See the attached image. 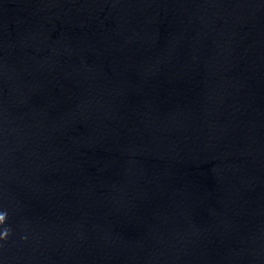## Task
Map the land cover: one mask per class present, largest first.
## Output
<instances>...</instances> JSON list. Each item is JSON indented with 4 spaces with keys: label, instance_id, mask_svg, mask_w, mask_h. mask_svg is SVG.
<instances>
[{
    "label": "water",
    "instance_id": "95a60500",
    "mask_svg": "<svg viewBox=\"0 0 264 264\" xmlns=\"http://www.w3.org/2000/svg\"><path fill=\"white\" fill-rule=\"evenodd\" d=\"M0 264H264V0H0Z\"/></svg>",
    "mask_w": 264,
    "mask_h": 264
},
{
    "label": "clouds",
    "instance_id": "9594fccd",
    "mask_svg": "<svg viewBox=\"0 0 264 264\" xmlns=\"http://www.w3.org/2000/svg\"><path fill=\"white\" fill-rule=\"evenodd\" d=\"M6 219V214L0 213V224H3ZM8 236V230L5 229L2 233H0V239L6 238Z\"/></svg>",
    "mask_w": 264,
    "mask_h": 264
}]
</instances>
